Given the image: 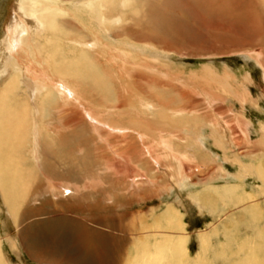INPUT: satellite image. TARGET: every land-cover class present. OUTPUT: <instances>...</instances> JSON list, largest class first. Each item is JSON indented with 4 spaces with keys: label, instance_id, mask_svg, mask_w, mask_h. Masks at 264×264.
Listing matches in <instances>:
<instances>
[{
    "label": "rangeland",
    "instance_id": "rangeland-1",
    "mask_svg": "<svg viewBox=\"0 0 264 264\" xmlns=\"http://www.w3.org/2000/svg\"><path fill=\"white\" fill-rule=\"evenodd\" d=\"M214 1L215 0H162V5H167L168 9L165 12L161 11L160 15L156 16V21H154L155 25H151L153 20L149 18L150 16L152 17L151 10L153 8H151L152 6L149 7L147 5L146 7L149 9L146 8L144 12L138 16V19L134 17L133 19H135L136 22L139 21L138 23L142 27L140 25L138 27L143 32L152 34L151 36H153L154 39L157 38L156 35L159 37L158 39L161 40V43L157 44V46L155 45L156 47H152L153 45H144L139 42H131V30L127 28L130 24V20H125L128 18L127 10L122 9L123 3L119 2V0L116 2L113 10L115 20V25H112V27H114L113 29H108L106 28L107 26L101 24L100 20L102 19L98 10L95 9L94 13H89L86 11V8H80L68 4L66 10L70 13V16H66L61 20L63 21V26L60 35H65L63 37L60 36L62 39L61 47L64 49V53L69 54L68 51L73 46L74 39L80 37H83L82 39H90L87 33L89 32L88 28H90V32L94 35L93 37L98 41L97 48L87 54L91 59L90 73L94 75V77L78 82V84L83 85H78V87L80 88L82 95L87 98L86 103L83 102L82 105H77L78 107L68 105V108L67 106L62 105L63 101L58 99L54 93V99L45 102L44 110L43 112L41 111L42 117H40V121L45 120V122L41 123L44 128L47 127L46 134L48 133L52 137L56 135L59 140L54 137L56 144L54 143L55 145L52 151L56 152L55 154L54 152H51L53 156H51L50 153L46 154L42 148L41 159L44 169H37V171L39 177L42 178V181L47 172H54L53 174L56 178L65 177L70 180L76 179V181H80L84 176L89 175L93 187H95L92 189V194L90 192L86 194H89L88 196L85 195L82 197H72L63 200L61 199L60 201H54L51 200V198H54L53 192H50V198L45 197V199H42L43 196L48 195V192L42 190L44 187H41V184L39 185L40 187L37 186V188L32 189L31 186L30 188L26 186L27 182L24 180L16 179L15 184L17 183V185L24 188L22 189L20 187V190L17 191V195L21 198V202L24 201V203L19 205V210L14 213L16 217L14 221L15 226L13 227L9 216L6 215L7 208L3 203V197L0 192V245L3 251V262L5 264H8L9 262L12 264H128L125 263V260L130 252H134L133 244L138 239L137 237L144 240L145 238H143V236L148 231L147 228H144L143 225L140 224V222L149 224L150 222L148 221L150 220L152 222L153 218H157L158 221H160L158 216L161 215L160 212L164 211L167 207H172L175 211L177 210L181 214L184 226L183 232L186 235L188 250L190 251L189 253L191 257L196 259V261L194 259V263L244 264L249 259H244L245 253L241 250H237L244 238L248 239V248L250 247L253 249L256 256L264 257V237L257 235L258 230L264 229V194L259 191V184H261V182L250 173H244L242 166L236 161L239 158L240 160L242 159L243 162L249 163L252 160H258L260 155L259 150L251 152L250 150H253L251 148L252 143L255 144L259 139V121H264L263 70L252 57L247 56V54L243 52L236 53L239 50L234 53L224 54L225 51L232 48L231 44L224 45V43H222L221 45L217 42V44L214 45V43L213 48L218 52L217 55L208 54L207 56H202L199 54L208 52L207 50L210 47V44L207 43V41L209 42V40H207L209 38V32L211 31L212 34L216 33V31L213 32L207 28L211 23H214L213 25H215L217 23L232 24V22L237 23V21L244 22L243 17L245 16L239 9L242 8L241 0H235L238 3V6L235 7L236 11L233 13L230 11L229 5L225 7L226 4L224 2L226 0ZM245 1L246 3L250 2L249 0ZM258 1L260 2V0ZM13 2H15V0H0V39L3 36L2 30L5 23H8L9 19H14L15 10L13 9V11H11L10 9ZM261 3L263 2H260V4ZM156 5L160 7L161 4L158 3ZM15 8H18V5H16ZM132 8L133 7L131 6V9ZM258 8L260 14H262L261 17L264 20V5L262 4L261 8ZM129 17L131 16L129 15ZM72 18L77 21L75 22ZM120 18H122V20ZM146 19L150 24L145 21ZM100 25H102V27H100ZM65 26L66 28L64 29ZM237 38H240L239 41L241 43L244 42L242 43V46H246L248 49H253L252 47L254 46L250 43H246L247 41L252 40L253 37L244 35L236 37L235 39ZM261 38H264V35ZM164 39L168 40L165 41L170 45L164 43L162 41ZM205 39L207 41H205ZM203 41L206 44H202ZM130 44H133V46H130ZM167 47H172V49H176L177 51H170ZM123 48L129 51L130 55L133 56V58H127L128 65L126 68L129 71H133L132 67L134 69H142L146 74L157 77L158 79L156 80H159L156 85L149 84L152 87H156V89L150 86L145 87L147 90L150 89V92L143 94L144 97H146L145 99L154 102H161L162 99H164V101L167 99L168 102V99L170 100L171 98L173 101H171V105L177 107H186L189 105V109H186L188 112L187 117L195 116L198 118L201 116L204 117L205 120L208 118V121L204 122L203 120H200L196 126L191 125V128L189 129L190 137L195 139L201 135L198 142H194V144H197L194 146L197 150H195L194 147L184 148V150L188 149L187 151L189 153L192 152L194 154V151L196 152L194 155L197 159L195 160L201 161L200 163L198 162V164H204L207 168L211 167L209 174L204 180L200 178L201 176L197 177L194 175L189 178L186 175L180 174V172H175L174 170L177 169L178 165L174 162H172L173 164L166 162V165L162 166L161 170L157 172L159 177H156L158 181L156 187L148 188V186L144 185L138 187V193L141 194L142 198L136 195H129L126 187H119L118 185V187H112L109 185L111 181H114L110 180V177H113L115 173L113 172V175H111L110 173H104L103 171V169H108V166H110V164L106 166H104L105 164H102L106 159L103 156L104 152L108 149L107 140L105 142L98 139L101 143L98 144L90 138V134L96 135V132L94 131L92 121L86 119L89 114H87L85 110L93 108L98 119L109 121L113 120L122 122L125 118L130 117L132 118V121L135 120L138 123L141 122V125H143L142 127L144 128L146 125H149L146 127L147 129L149 128V131L153 128L151 127V124H157V122L153 123V120L148 119L149 117L152 118L151 115H148L149 113L144 112L143 116H138V114L142 113V110H138L140 107L139 104H137L138 100L135 97L140 95V93L138 86H136L137 83L131 79V75L127 77L123 71V61L119 56L122 54L121 50H123ZM142 48L144 50H142ZM93 59L96 60V62H94ZM106 62L108 64H106ZM142 63H145V66H143ZM32 64V72L34 73V70H37L39 74L40 67L37 61ZM205 66L210 67L212 73L218 76L219 88L218 92L215 93L220 100L224 99L221 105L218 106L219 108H216L217 110L219 109V111L216 109L212 111L211 109L208 113L209 115L205 113L208 112V109L210 108L201 110L202 108H200V106L202 103H198L200 105L198 106L197 103L190 101L192 103L190 104L187 100L180 99L177 92H173L176 91L177 88L183 86L181 83L182 81L184 83L185 78H188L190 81H194V84H197L191 76V73L194 71L198 72ZM37 72L34 74L36 75ZM48 72L50 71L46 72L49 76L51 73ZM145 73L144 75H141V81L143 83H146ZM38 74L37 78L39 80L46 81L44 80L46 77L38 76ZM174 76H176L177 79H174L173 81L172 79ZM26 77L27 76L24 77L25 79L22 78V83L23 81H26L21 84L23 87L28 81V78ZM30 78H32L31 74ZM168 78L169 81L174 82L173 85L177 86L175 87L176 89L173 88L170 90V85L164 84L168 83ZM29 81L32 80L29 79ZM128 81H130V83ZM229 84L234 85L235 87L233 86L231 89L228 88L226 91L220 88L222 85L225 86ZM211 85L213 86V84ZM186 86L188 87V85ZM125 88L129 89L130 95L125 97V99L127 98V101L123 104L124 106H121V102L117 101L116 93L119 94L120 91L124 94ZM244 93L248 98L245 100L246 105L242 108L240 99L245 98ZM185 101L188 105L184 104ZM60 103L61 105L57 106ZM136 105L137 107H135ZM51 107L52 109H50ZM60 107L61 111L59 109ZM192 108H195L193 110L197 112H191ZM75 109L78 113L83 112L82 115L86 116L84 118L88 120V122L90 121V123L75 125L71 122V124H67L68 120H66V118L68 119L72 115H70L69 111ZM114 109L118 111V115L115 114ZM216 112H220L222 115L220 113L216 114ZM125 114L127 117H123ZM145 115H148V117ZM235 115H238V118L235 119ZM134 117H137L138 119H133ZM239 117L250 123L249 127L245 129L249 130L248 132H241V128H238L240 126V121H238V119H240ZM215 118L220 120V125H222L220 128L217 124V129L219 135H223L224 144L222 145L224 148H221L212 137L208 136L213 132L212 123L217 121L213 120L209 122V119L212 120ZM226 120L230 121L231 125L233 124L231 126V128H233V134L230 133L231 131L227 128L228 125H226L227 122L225 123ZM160 124L161 122L158 120L159 127ZM223 126L227 128V130ZM154 127H157V125ZM167 127H169V125H165V127L162 126L161 130L166 131L167 129L169 131L170 127ZM172 130L173 128L171 131ZM49 132H51V134ZM194 132L196 136L195 134L193 135ZM238 134L239 136H237ZM184 135L187 137L186 134ZM234 138H237L238 141H240L239 145H236L238 143L234 144ZM131 140H133V138ZM189 142H193V140H190ZM250 143L251 147H249ZM173 144L176 145L174 140ZM80 146H84L86 150L83 156L80 155ZM183 146H188L187 141H183ZM245 147H247V150L244 149ZM109 151L111 152V150ZM92 152H94V154ZM22 154L25 158V166L29 165V167H33L32 161L29 160L30 154L28 147L23 149ZM114 158L117 159V157ZM170 172L174 173V175H171ZM200 174L201 173H199V175ZM12 176H15V172ZM23 176L26 177L25 173H23ZM121 176L122 173H119L115 175L114 178H121ZM31 177H34V175ZM40 180L39 183H41ZM121 181L123 182V180ZM70 182L73 183L72 181ZM230 186L238 187L237 192L247 191L250 192V194H253V191L257 195L253 200L254 202L246 200L237 203L236 200L227 197V195L222 194V197L215 195L213 189ZM33 192H35V195L33 196L39 194L36 197L38 199L37 201H30L28 199L29 196L30 198L33 197L31 196ZM18 196L17 198H19ZM192 196H194V200ZM46 199H48V201H45ZM253 203L258 204L259 208H261L259 219L258 216L251 217L248 213V210ZM58 212L68 219L72 218L74 221L77 220L78 223L72 229L75 223L69 228L67 225H63L62 221L61 223H58L60 229L53 228L46 218L55 215ZM150 213L152 214L151 217ZM220 214L222 215L220 216ZM58 220L62 219L58 217ZM133 220L135 221L133 222ZM39 222H42L43 225L39 226ZM83 222L88 226L89 232L91 231V226H97L95 223L108 225L111 229V237L109 238L108 243L105 244L102 240H93L94 245H97V247L94 248L93 252L90 254L82 248L81 251L78 241L76 240L77 237L73 232V230L75 231L78 227L82 228ZM131 222L134 223V225L131 224ZM25 224H28L30 228L27 230L24 229ZM123 225L125 227H123ZM97 228H101L105 231L107 229L103 226H97ZM127 230L129 231L127 232ZM162 230L165 231L166 229ZM129 232H131L130 235L128 234ZM122 233L127 235L126 239L122 237ZM236 237L238 238L237 241L234 240ZM10 240L12 241L10 242ZM202 240H205L204 247L201 243ZM74 241L78 245H75L73 249H69V245L74 243ZM154 244L155 241L153 240V243L149 248H153ZM104 251L112 254L104 253ZM69 257L74 258L71 259V263L67 261V258ZM114 257H117V259Z\"/></svg>",
    "mask_w": 264,
    "mask_h": 264
},
{
    "label": "bare ground",
    "instance_id": "bare-ground-1",
    "mask_svg": "<svg viewBox=\"0 0 264 264\" xmlns=\"http://www.w3.org/2000/svg\"><path fill=\"white\" fill-rule=\"evenodd\" d=\"M117 1L118 0H19V1L15 0V2H13V4L11 5L10 8L11 11H13V9L15 10L14 19H9L8 23L7 22L5 23L2 30L3 36L0 39V192L3 197L2 199L3 203L6 205L7 208L6 215L9 216L12 227L15 226L14 221L16 216L14 213H16L17 210H19L18 209L19 205L24 203V201L21 202V198L17 195V191L20 190L21 186L17 185V183L15 184L16 179L24 180L25 182H27L26 186H28L29 188L31 186L32 189L37 188V186L41 184L40 186L44 187V189L42 190L48 192V195L43 196L42 199L43 198L45 199V197L50 198V192H53L54 198H51V200L54 201L57 200L60 201L61 199L63 200L72 197L85 196L87 193L89 192L91 193L92 189L95 187V186L93 187V183L89 175L84 176L80 181H76V179L70 180L65 177L56 178L55 175L53 174L54 172L53 173L47 172L46 176L42 181V178L39 177L38 175L39 173L37 171V169L40 170L44 169L41 159L42 158L41 150L43 148V151L46 152V154L50 153V155L53 156L51 152H54V154L56 152V151H52L54 149V145L56 144L54 139L56 135L52 137L48 133L46 134L47 127L44 128L43 124L41 123V122H45V120L40 121V117H42L41 113L44 110L45 102L54 99L53 93L56 95L58 99H61V101H63L62 103L63 106L68 107V105H72L73 107L74 106L78 107L77 105L79 104L82 105L83 102L86 103L87 98L84 95H82V92H80V88L78 87V85L80 84H78V82H80L81 80L85 81L86 79L94 77V75L90 73L91 59L87 54L88 52H92L95 48H97L98 41L93 37L94 35L90 32V28H88L89 32H87L90 39L87 38L82 39L83 37L81 38L80 36H79L80 38L74 39L73 46L71 47V49L68 48L69 54L64 53L63 51L64 49L61 47L62 39L60 36H62V34L60 35V32L63 26L62 23L63 21L61 20H63L66 16H70V13L66 10L68 4H72L80 8L81 7L86 8V11L89 13H94L95 9L98 10V13L100 14V17L102 19L100 20L101 24L107 26L106 28L108 29L109 28L113 29L114 27H112V25H115L113 10L115 8ZM161 1L162 0H119V2L123 3L122 9L127 10L128 18H126L125 20L126 21L130 20V24L128 25L127 28L131 30L132 36H130V38L133 39V40L130 39L131 42H135V43L139 42L144 45H150V46L153 45L152 47H154L155 45L157 46V44L161 43V40L158 39L159 37L157 35H156L157 38L154 39L153 36H151L152 34L148 32L146 33L143 32L138 27L140 25L138 23L139 21L136 22V20L133 19V17L138 19V16L142 12H144L146 8H148L146 7L147 5L149 7L152 6L151 7L153 8L151 10L152 17L149 15L150 16L149 18L153 20L151 25H155L154 21H156L155 19L156 16L160 15L161 11L165 12L168 9L167 8L168 6L167 5L163 6ZM249 1L250 2L246 3L245 0H241L242 8L239 9L242 12V14L245 16L243 17L244 19L243 23L240 21H237V23L232 22V24L217 23L213 25L214 23L213 24L211 23L209 26H207L209 30H212L213 32L216 31V33L212 34L211 31L209 32V38L207 39L209 40V42L205 39V41H207V43L210 44V47L207 50L208 52L199 53V54L202 56H207L208 54L217 55L218 52H216V49L213 48L214 45L217 44V42H219L221 45L222 43H224V45L231 44L232 48H229L230 50L225 51L224 54H228L232 52L234 53L237 50L239 51L236 53L243 52L247 54V56L252 57L255 60V62L258 64V66L263 70V76H264V38H261L264 35V20L262 19L261 17L262 14H260V10L258 8V7L261 8L262 4L264 5V0H260V2H263L261 4L258 0H249ZM158 3L161 4L160 7L156 5ZM224 3L226 4L225 7L229 5V9L232 13L236 11L235 7L238 6V3L235 0H226ZM16 5H18V8H15ZM131 6L133 7L132 9ZM172 13H173V9H172ZM129 15L131 17H129ZM120 19L122 20V18ZM76 21L77 20H75V22ZM145 21H147V19ZM102 25H100V27H102ZM65 28L66 26L64 27V29ZM71 35H75V34H71ZM244 35L253 37L252 40L246 42L247 44L250 43L252 46H254L252 47L253 49L250 48L248 49V47L242 46V43L244 42L241 43L239 41L240 38L235 39L236 37H240ZM199 36L201 37L200 34ZM165 40L166 39L162 41L167 45H170L169 43L166 42L168 40L166 41ZM204 43L205 42L203 41L202 44ZM130 46H133V44H130ZM167 48L170 49V51H174V52L177 51L176 49H172V47H167ZM142 50L144 49L142 48ZM121 52L122 54L119 56L122 58V61L124 63V64L122 63L123 71L127 77L131 75V79H133V81L137 83L136 86H138L139 89L140 95L136 96L135 98L138 100L137 104H139L140 107L138 108V110L140 111L142 110V113L138 114V116L141 115L143 116L144 112L149 113L148 115H151L152 118L149 117L148 119L153 120L154 121L153 123L157 122V124L156 123L154 125L151 124V127L153 128H151L152 130L149 131L148 130L149 128L148 129L146 128L149 125H146V127L144 128L142 127L143 125H141V122L138 123L135 120L132 121L131 120L132 118L127 117L126 114L125 116L121 115L123 117H127L125 118V120H123L122 122L119 121L117 122L113 120L109 121L104 119H98L96 117V112L94 111L93 108L85 110V112L89 114L88 118L86 119L92 121L94 131L96 132V135L90 134V138L96 141V143L98 144H101L98 141V139L105 142L107 140L108 149L111 150L110 152L107 149V151L104 152L103 157L106 159L102 164H105L104 166L110 164V166H108L109 167L108 169H103L104 173H110L111 175H113V172L115 173V175L122 173L121 178L115 179L114 178L115 175H113V177H110V180H114V181H111L109 185L112 187L114 186L116 187L117 185L119 187L120 186L126 187L129 195H136L142 198L141 194L138 193V187L140 185L148 186V188L156 187L158 185V181L156 177H159L157 172L161 170L162 166L166 165V162H170V164L174 162L175 164L178 165L177 169L174 170L175 172H180V174L186 175L189 178L194 175H196L197 177L201 176L200 178L204 180V178L209 174L211 167L207 168L204 164L203 165L198 164V162L200 163L201 161L195 160L197 159V157H195L194 155L196 152L194 151V154L192 152L189 153L187 151L188 149L184 150V148L194 147L201 136L200 135L195 139L190 137L191 135L189 129L191 128V125L196 126L200 120H203L205 122L208 121V118L207 120H205V118L201 116H199L198 118H196L195 116L187 117L188 112L186 109H189L188 108L189 105L188 103H186V101L184 102V104H187L188 106L177 107L175 105H171L172 104L171 98L170 100L168 99V102L167 99L165 101L164 99H162L161 102H154L152 100L145 99L146 97H144L143 94L150 92V89L147 90L145 89V87L147 86L152 87L151 85L158 84L157 82H159V80H156L158 78L150 76V74H146L145 72H143L142 69H134L132 67L133 71H129L126 68L128 65L127 58L128 57L133 58V56H131L129 51L125 50L124 48L123 50H121ZM35 61H37L40 67L39 74L37 70H34L35 72H37L36 75L34 74L35 72L34 73L32 72L33 66H31V64L34 63ZM94 62H96V60H94ZM107 62L106 64H108ZM142 65L145 66V63H142ZM47 71H50L48 73H51L49 74V76L46 73ZM144 73L146 75V83H143L141 81L142 79L141 75H144ZM30 74L32 78H30ZM37 74L38 76L46 77L47 79L46 78L44 79L46 81L39 80L37 78ZM25 76H27L26 78H28V81L26 85L23 87L21 84L25 83L26 81H23L22 83V78L25 79L24 78ZM191 76L194 78L197 84H194V81H190L188 78H185L184 83L183 81L181 83L183 84V86L177 88V90L173 92H177L180 99L187 100L190 104H192L190 101H193V103H197V104L202 103L203 104V105L201 104L202 107L198 104V106L202 108L201 110L210 108L208 109V112H206L205 110L206 112V113L204 112L205 114H208L211 109L212 111H214L216 108H219L218 106L221 105L224 99L223 100L221 99L222 100L221 101L220 98L216 96V93L218 92V88H219L218 76L212 73L211 68L208 66H205L202 70L198 72L196 71L192 72ZM29 79L32 81H29ZM174 79L175 80L177 79L176 76H174L172 80L174 81ZM167 81L168 83H164V84L170 85L169 87L170 90L177 87L173 85L174 82L169 81V78ZM128 82L130 83V81ZM211 84H213V86ZM186 85H188V87ZM233 86L234 85L231 84L225 86L222 85L220 86V88L226 91L228 90V88L229 89L233 88ZM152 88L156 89V87L154 86ZM124 90H125L124 94H122L120 91L119 94L116 93L117 101L121 102V106L125 104V101H127V98L125 99V97L130 95V91L128 88H125ZM244 96H245L244 99L243 98L240 99L242 108L246 105L245 100L246 98H248V96L245 93ZM59 105H61V103L58 104L57 106ZM61 107L59 108L60 111H61ZM135 107H137V105ZM50 109H52V107ZM76 109L69 111L70 115L71 114L72 115L68 119L66 118V120H68L67 124H71V122H73V124L75 125L90 123V121L88 122V120L84 118L86 116L82 115L83 112L79 111L80 113H78L77 112L78 109L77 111ZM193 109L195 108H192V111L191 110L190 111L197 112ZM217 111H219V109ZM114 112L115 114L118 115V111L114 109ZM218 113L216 112V114ZM220 114L222 115V113ZM148 115L145 116L148 117ZM223 117H227V116H223ZM234 117L236 119L238 118V115H235ZM136 118L134 117L133 119ZM158 120L161 122L160 127L158 126ZM213 120H217V118L212 120L209 119V122ZM228 120H226L225 123L227 122L226 123V125H228L227 128L229 129V131H231L230 133H232L233 128H231V126L233 124L231 125V122ZM219 121L220 120H217L216 122L212 123L213 132L210 133V135L208 136L212 137V139L215 142H217L221 148H224V146L222 145L224 144L223 141L224 138L222 135L223 133L221 134L222 136H220L217 129L218 125L219 127L222 126L220 125L221 123ZM238 121H240V126L238 128H241L242 130L241 132L243 131L248 132L249 130H245V129L249 127L250 123L247 122V120L245 121V119L243 120L242 118L238 119ZM155 125H157V127H154ZM165 125H169L170 128L167 127L169 128V131L167 129L166 131L161 130V127L162 126L165 127ZM172 128L173 130L171 131ZM227 128L225 129L227 130ZM258 131H259V135H258L259 139L255 142V144L252 143V147H251V143L249 146L253 149L250 150V152L254 150L260 151L258 160H252L249 163H246L243 162L242 159L240 160L238 158L236 161L239 162L240 166H242L244 173L245 172L250 173L261 182V184H259L260 186L259 191L260 193L264 194V121L262 120L259 121ZM49 133L51 134V132ZM184 134H186L187 137ZM194 134L195 132L193 133V135ZM237 136H239V134ZM56 138H58V136ZM132 138L133 140H131ZM173 140L176 142V145L173 144ZM190 140H193V142H189ZM234 140H235L234 144L236 143H238L236 145L240 144V141H238L237 138H234ZM183 141H187L188 143L187 147L183 146ZM195 141L196 143L194 144ZM26 147H28L30 154L29 160L32 161L33 167H29V165H26L28 167L25 166V158L22 156L23 155L22 153H23V149H25ZM247 147H245L244 149L247 150ZM79 149L81 154L80 153L77 154L83 156L86 151L84 146L83 147L80 146ZM194 149L197 150L195 147ZM92 153L94 154V152ZM114 157H117V159H115ZM203 161H204V157H203ZM14 172H15V176L13 177L12 175ZM23 173H25L26 177L23 176ZM199 173L201 174L199 175ZM170 174L174 175V173L171 172ZM32 175H34V177H31ZM120 179L123 180V182ZM39 180L41 181V183H39ZM70 181H72L73 183H71ZM237 188L238 187L230 186V187H223L213 190L216 196L222 197V194H224L227 195V197L236 200L237 203L246 200H250L254 202L253 200L257 195L253 191H252L253 194H250V192L247 191L237 192L238 191ZM33 195H35V192L31 194V196ZM38 195L39 194H37V196ZM17 196L19 198H17ZM37 196H33L31 198L29 196L28 199L30 201L31 200L37 201L38 200L36 198ZM192 198L194 200V196H192ZM45 201H48V199H46ZM260 210L261 208H259L258 204L253 203V205L250 206L248 213L251 215V217L258 216L259 219ZM160 214L161 215L158 216V218H160V221H158L157 218H153L152 222L150 220L149 221L147 220L148 222H150L149 224H145V222H140V224H142L144 228H147L148 231L143 236V238H145L144 240H141L139 237H137L138 239L133 244L134 252L129 253V255L125 260V263L199 264L198 262L194 263L196 259L194 258L195 259L194 261V259L191 257L189 253L190 251L188 250L186 235L183 232L184 226L179 211L177 210L175 211L172 207H167L164 211H161ZM221 215L222 214H220V216ZM151 216L152 214L150 215V217ZM58 217H60L62 220H58ZM46 219L52 225V227L56 229H60L58 223H61L62 221H63V225H67L69 228H71L72 224L75 223L72 229L78 223L77 220L74 221L72 218L68 219L67 217H64V215L61 214L60 212L56 213L55 215L48 216ZM134 221L135 220H133V222ZM95 224L100 227L103 226L108 230L106 229L105 231L101 228H97V226L95 225L96 227L91 226V231L89 232V228L84 222L82 228L78 227L77 229H75V231L73 230L74 235L77 237L76 240L78 241L80 249L82 248L88 254L92 253L94 248L97 247V245H94L93 240L95 241L102 240L106 244L108 243L109 238L111 237V229L108 225H101L98 223ZM131 224L134 225V223L132 222ZM38 225L42 226L43 223L39 222ZM123 227L125 226L123 225ZM28 228H30L28 224L27 225L25 224L24 229L27 230ZM162 229H166V230L164 231ZM128 231L129 230H127V232ZM130 233L131 232H129L128 234L130 235ZM257 235H259L260 237H264V229L258 230ZM122 237L126 239L127 235L122 233ZM237 239L238 238L236 237L234 240L237 241ZM153 240L155 241V244L153 248H149V246L152 245ZM247 240H248L247 238L246 239L244 238L237 248V250H241L242 252L245 253L244 259H249L244 264H264V257L256 256L254 250L251 249L250 247L248 248L249 245L247 244V242L249 241ZM11 241L12 240H10V242ZM201 243L202 246L204 247L205 240H202ZM78 244L74 241V243L69 245V249H73L75 245ZM10 245L12 246L11 243ZM104 253L112 254L106 251H104ZM114 258L117 259V257ZM71 259L74 258L69 257L67 258V261L71 263ZM0 264H5L3 262V251L1 245H0ZM8 264H12V263L9 262Z\"/></svg>",
    "mask_w": 264,
    "mask_h": 264
}]
</instances>
